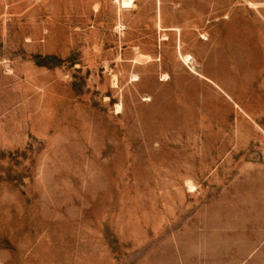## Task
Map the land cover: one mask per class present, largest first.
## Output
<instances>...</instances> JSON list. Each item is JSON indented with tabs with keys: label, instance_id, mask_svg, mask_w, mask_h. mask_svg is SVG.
Instances as JSON below:
<instances>
[{
	"label": "rangeland",
	"instance_id": "obj_1",
	"mask_svg": "<svg viewBox=\"0 0 264 264\" xmlns=\"http://www.w3.org/2000/svg\"><path fill=\"white\" fill-rule=\"evenodd\" d=\"M123 1L0 0V264H264V0Z\"/></svg>",
	"mask_w": 264,
	"mask_h": 264
},
{
	"label": "bare ground",
	"instance_id": "obj_2",
	"mask_svg": "<svg viewBox=\"0 0 264 264\" xmlns=\"http://www.w3.org/2000/svg\"><path fill=\"white\" fill-rule=\"evenodd\" d=\"M130 4H131V0H124V1H123V6H124V8H128V7H130ZM189 59H190V58H188V57L184 58V60H185L186 62H188Z\"/></svg>",
	"mask_w": 264,
	"mask_h": 264
}]
</instances>
